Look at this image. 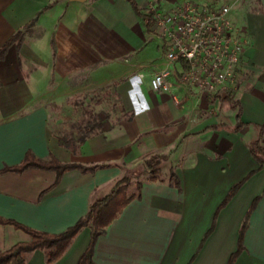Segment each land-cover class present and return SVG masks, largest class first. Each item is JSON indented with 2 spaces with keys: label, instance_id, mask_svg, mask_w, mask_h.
I'll return each mask as SVG.
<instances>
[{
  "label": "crops",
  "instance_id": "0c3cea01",
  "mask_svg": "<svg viewBox=\"0 0 264 264\" xmlns=\"http://www.w3.org/2000/svg\"><path fill=\"white\" fill-rule=\"evenodd\" d=\"M184 3L0 0V46L21 31L0 59V216L60 233L130 174L132 197L97 235L92 264H228L239 241L231 264H264V163L248 145L257 137L264 145V0H242L229 12L245 40L235 105L180 84V62L169 76L178 102L152 90L165 61L146 14L151 4L168 11ZM63 105L81 106V115L58 132L77 128L87 112L102 119L75 151L50 126L51 115L68 114ZM27 153L76 166L5 169ZM151 155L160 156L155 179L145 170ZM28 239L0 224V249ZM90 239L86 225L57 259L35 249L24 264H76Z\"/></svg>",
  "mask_w": 264,
  "mask_h": 264
},
{
  "label": "built area",
  "instance_id": "2783aa9c",
  "mask_svg": "<svg viewBox=\"0 0 264 264\" xmlns=\"http://www.w3.org/2000/svg\"><path fill=\"white\" fill-rule=\"evenodd\" d=\"M231 6L184 3L168 11L151 4L146 23L162 40L165 65L150 78L152 90L168 92L178 102L170 65L181 63L179 82L188 89L221 96L237 87L244 38L229 17Z\"/></svg>",
  "mask_w": 264,
  "mask_h": 264
},
{
  "label": "trees",
  "instance_id": "16d2710c",
  "mask_svg": "<svg viewBox=\"0 0 264 264\" xmlns=\"http://www.w3.org/2000/svg\"><path fill=\"white\" fill-rule=\"evenodd\" d=\"M20 35L21 31H17L7 42L0 46V59L4 55L7 47L14 40L20 39ZM233 93L234 89H230L224 94H222L219 99H227L233 105H235V103H233L235 102L233 99ZM87 113L88 116L86 118H83V120L81 121V125H78L77 128L72 125L67 131L55 132V135L58 139V143L60 145L75 151L82 141H84L87 137L91 136L93 133H96L98 131L101 126V117L98 115H94L91 112ZM239 123L242 124V122ZM248 145L251 153L259 160L261 166L264 163V145L260 142V139L258 137L255 140L249 142ZM159 161L160 156L158 155H151L145 161V170L152 174L150 176V179L156 178V175L154 173L156 172ZM27 166L48 168L60 172L68 167L76 165L62 162L53 156H51L49 159L43 160L34 157L30 153H27L20 164L15 166H9L5 169L20 170ZM130 178V174H124L123 177L120 178L112 187L111 195L107 196L106 198L94 200L91 203L88 212L83 217H81L74 225L68 227L66 230L60 233H48L45 231L36 230L14 219L4 218L0 216V224H10L13 227L20 229L29 235L28 240L18 241L13 243L10 247L6 249H0V264H24V254L35 249L48 250V261L52 262L62 254V252L69 244L71 238L75 235V233L86 225H89L91 228V239L87 248L81 254L76 264H92V249L97 235L104 231L109 221L132 197L126 195V189ZM175 183H178L177 180L175 181ZM139 185L140 181L137 182V186ZM237 186L238 184H235L230 189L222 204H224L225 201L230 198ZM259 198L260 195H257L253 198L251 206L245 216V220L249 214L250 209L258 201ZM244 226L245 224H243L241 228L240 237ZM240 249L241 244L239 241L238 248L233 254H231L228 260V264H231L233 262Z\"/></svg>",
  "mask_w": 264,
  "mask_h": 264
},
{
  "label": "rangeland",
  "instance_id": "374dc122",
  "mask_svg": "<svg viewBox=\"0 0 264 264\" xmlns=\"http://www.w3.org/2000/svg\"><path fill=\"white\" fill-rule=\"evenodd\" d=\"M186 1L189 2V3H194V2L197 3V0H186ZM241 1L242 0H215L212 4H210V3H204V4L201 3L199 5H207V6L208 5H215L216 6L218 4L220 5V3H223V4H229L231 6V10H234L239 5H241ZM87 96H89V95H82V98L83 99L87 98ZM79 100H81V99H75V102H78ZM110 105H111V101H109V105H108V102H107V104L105 103V106H107V107L108 106L110 107ZM62 108H64L65 113H68V114H64L63 115V114L59 113V114H53V115L50 116V126L55 131H57V130L60 131L59 129H61L62 127H65L71 121L70 119L78 118L81 115L80 113H79V115L76 113L77 110H79V112H81V106H78V108H76V107H69L68 105H63ZM59 110H60V108H59ZM9 239H8L9 240L8 244L11 241H13L14 238L11 237ZM5 243H7V242H5ZM8 244H4V245H8Z\"/></svg>",
  "mask_w": 264,
  "mask_h": 264
}]
</instances>
